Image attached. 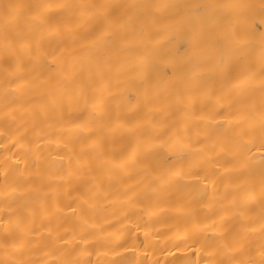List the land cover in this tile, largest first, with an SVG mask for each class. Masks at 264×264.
Segmentation results:
<instances>
[{
    "label": "bare ground",
    "instance_id": "obj_1",
    "mask_svg": "<svg viewBox=\"0 0 264 264\" xmlns=\"http://www.w3.org/2000/svg\"><path fill=\"white\" fill-rule=\"evenodd\" d=\"M0 264H264V0H0Z\"/></svg>",
    "mask_w": 264,
    "mask_h": 264
}]
</instances>
